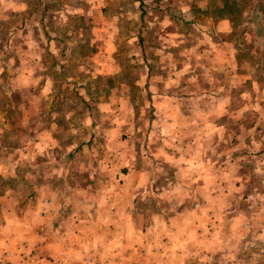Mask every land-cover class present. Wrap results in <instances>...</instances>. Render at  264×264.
Here are the masks:
<instances>
[{
  "label": "rangeland",
  "instance_id": "1",
  "mask_svg": "<svg viewBox=\"0 0 264 264\" xmlns=\"http://www.w3.org/2000/svg\"><path fill=\"white\" fill-rule=\"evenodd\" d=\"M221 21L228 25L224 30L219 29ZM137 42L143 47L138 49ZM180 45L188 51H181ZM183 55L203 59L202 64H188V69L194 68L192 72L203 78L205 89L229 90V111L221 117L225 134L218 146L219 159L221 166L229 161L225 150L231 141L230 158L236 160L235 169L221 170L220 176L225 189L221 196L226 195L221 213L227 212L233 220L217 223L211 218L205 223L201 236L216 237L217 247L204 252L202 260L193 255L189 264H264V153L258 157L252 141L256 131L264 135V0H0V91L11 92L5 98L0 95V112L5 104L9 106L6 116L12 130L0 134L5 139L0 143V198L12 202L10 209L0 204V229L34 206L41 184L56 179L55 169L76 167L68 173L77 180L87 176L85 170L77 171V164L82 157L79 164L91 168L92 151L98 145L92 140L80 146L70 142L93 135L91 131L98 130L93 123L109 122L114 128L116 122L128 123L135 134L143 120L145 130L149 116L136 109L145 102L136 86L145 72L141 61H149V71L168 73ZM214 56L228 57L230 65L213 66ZM226 67L233 74L229 82L226 76L223 82L221 69ZM26 73L30 76L21 80ZM147 85L145 81L142 88ZM39 87L51 90L47 96L52 98L44 99L43 116L38 118L46 127L53 121L57 126L55 143L37 151L26 145L35 135L29 132V123L26 128L21 125L20 116L25 100L39 95ZM111 94L113 104L107 100ZM36 118L35 112L30 113L29 122L35 125ZM244 135H251L247 148L237 144ZM228 136L236 137V143ZM158 169L162 175L152 184L163 188L158 201L164 211L163 205L172 198L167 187L173 186L174 177L169 176V166ZM236 182L245 185L236 184L235 189ZM65 226L60 223L55 228ZM36 236L34 231L28 237L36 243ZM16 248H26L20 253L25 264L35 262V246Z\"/></svg>",
  "mask_w": 264,
  "mask_h": 264
},
{
  "label": "crops",
  "instance_id": "2",
  "mask_svg": "<svg viewBox=\"0 0 264 264\" xmlns=\"http://www.w3.org/2000/svg\"><path fill=\"white\" fill-rule=\"evenodd\" d=\"M226 25L225 21L218 24L220 30ZM163 42L168 46L167 41ZM136 44L138 49L143 47L139 42ZM171 44L173 42L169 41V46ZM179 47L181 51H188L183 45ZM202 60L183 55L175 59L177 66L168 73L149 71V61H141L145 72L136 86L141 88L145 102L136 109L149 116L145 130L143 120L136 126L135 134L128 123L126 126V123L116 122V128L110 127L113 123L109 122L93 123V128L98 129L91 131L95 132L93 135L74 138L70 144L75 146L90 140L98 145L92 151L91 168L80 165L82 157L76 156L80 158L77 171L83 169L87 176L77 180L75 174L68 173L76 167L55 169L56 179L52 184H41L34 206L19 217L10 218L15 223H7L0 229V264H25L20 253H25L26 248L18 251V245L35 246L33 264H189L193 255L202 260L206 256L204 252H212L217 247L218 239L213 235L204 239L201 228L210 223L211 218L217 223L224 218L227 223L233 220L227 212L226 215L221 213V201L226 195L221 196L225 189H221L220 176L221 170H234L236 160L230 158L234 152L231 141L228 142L231 146L225 150L229 161L221 166L219 159L218 146L225 134L221 117L229 111L230 92L225 88L220 93L205 89L203 78L192 72L194 68L189 71L192 64H202ZM224 63L229 66L230 59L211 58L213 66L223 67ZM221 70L225 71L223 82L225 76L229 82L233 74L227 67ZM28 76L30 73L22 74L21 80ZM145 81L148 85L144 89ZM38 92L34 99L25 100L20 122L24 128L29 123V132L35 135L26 145L32 144L40 151L38 148L55 143L53 129L57 123L53 121L46 127L44 120L38 118L43 116L44 99L52 98L47 96L51 90L39 87ZM10 94L8 90L0 91L4 98ZM107 100L113 104L112 94ZM7 110L9 106L5 104L0 112L4 114L3 128L0 127V134L4 136L12 131ZM33 112L37 117L35 125L29 122ZM256 132V140L252 141L258 148V157L262 158L264 135L259 130ZM250 138L251 135H244L237 144L243 143L247 148L246 143H252ZM4 140L0 138V143ZM233 141L236 143V137ZM58 157L64 159L62 155ZM158 165L169 166V176L174 177L173 186L167 187L172 198H167L164 211L158 201L163 198V188L152 184L162 175ZM236 184L233 183L235 189L245 185ZM0 204L7 209L12 207L11 200L5 197L0 198ZM60 223L66 226L57 230L55 226ZM34 231L37 232L36 243L28 237Z\"/></svg>",
  "mask_w": 264,
  "mask_h": 264
}]
</instances>
